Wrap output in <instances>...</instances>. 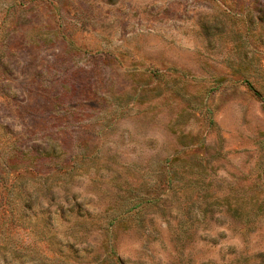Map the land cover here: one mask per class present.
<instances>
[{"label":"rangeland","instance_id":"rangeland-1","mask_svg":"<svg viewBox=\"0 0 264 264\" xmlns=\"http://www.w3.org/2000/svg\"><path fill=\"white\" fill-rule=\"evenodd\" d=\"M109 242L264 264V0H0V264Z\"/></svg>","mask_w":264,"mask_h":264},{"label":"trees","instance_id":"trees-1","mask_svg":"<svg viewBox=\"0 0 264 264\" xmlns=\"http://www.w3.org/2000/svg\"><path fill=\"white\" fill-rule=\"evenodd\" d=\"M216 199H218V200H222V199H226V198L221 197V196H216ZM244 213H245V212H243V214H244ZM109 247H110V250H109V254H110V256L112 257L113 261H115L116 264H119V257H118V255H117V253H116V250H115L114 245L112 244V247H111V244H110V242H109Z\"/></svg>","mask_w":264,"mask_h":264}]
</instances>
